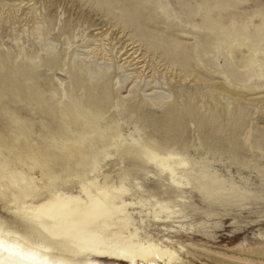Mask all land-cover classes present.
Here are the masks:
<instances>
[{
    "label": "rangeland",
    "instance_id": "obj_1",
    "mask_svg": "<svg viewBox=\"0 0 264 264\" xmlns=\"http://www.w3.org/2000/svg\"><path fill=\"white\" fill-rule=\"evenodd\" d=\"M62 101L87 132L58 178L32 153ZM122 140L186 161L177 188L136 168L141 238L183 245L175 264H264V0H0V197L116 181Z\"/></svg>",
    "mask_w": 264,
    "mask_h": 264
},
{
    "label": "bare ground",
    "instance_id": "obj_2",
    "mask_svg": "<svg viewBox=\"0 0 264 264\" xmlns=\"http://www.w3.org/2000/svg\"><path fill=\"white\" fill-rule=\"evenodd\" d=\"M68 96L74 101L71 94ZM67 101L63 102V108L57 114L60 124L54 127L49 125L43 134L33 137L41 144L42 152L32 153L37 162H44L42 167L39 166L41 172L56 174L58 178L61 177L58 173L60 170L73 168L66 161L68 157H75L82 149L77 144L69 147L65 142L87 132L78 125V116L82 111ZM53 109L50 108L47 114L50 120L56 118ZM130 143L134 144L132 140ZM130 143L122 140L116 146V156L125 164V169L121 168L117 174L116 181L109 176L104 177V182L93 177L80 181L76 192L67 188L57 189L48 183L30 188L33 183L26 181L23 182L25 188L17 183V187H14L19 191H13L9 197L2 195L0 212L6 218L0 217V264L178 262L180 254L185 251L183 245L164 246L162 242L139 236L134 215L129 212L136 201L135 195L130 196L131 190L127 186L131 179L135 180L136 168L140 167V171L149 173L155 170L159 176L167 173L173 185L179 186L182 181L176 179L178 167L185 166L186 161L173 154L161 155L141 143L142 149ZM154 218L157 222L160 220L159 216ZM100 260H104V263Z\"/></svg>",
    "mask_w": 264,
    "mask_h": 264
}]
</instances>
